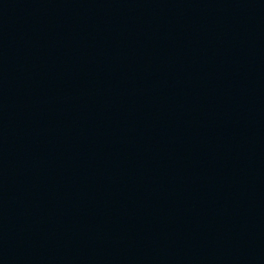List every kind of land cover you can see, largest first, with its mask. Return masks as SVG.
<instances>
[{
  "label": "water",
  "instance_id": "water-1",
  "mask_svg": "<svg viewBox=\"0 0 264 264\" xmlns=\"http://www.w3.org/2000/svg\"><path fill=\"white\" fill-rule=\"evenodd\" d=\"M0 264H264V0H0Z\"/></svg>",
  "mask_w": 264,
  "mask_h": 264
}]
</instances>
